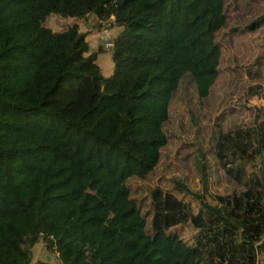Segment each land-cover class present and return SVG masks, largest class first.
<instances>
[{
    "label": "trees",
    "instance_id": "obj_1",
    "mask_svg": "<svg viewBox=\"0 0 264 264\" xmlns=\"http://www.w3.org/2000/svg\"><path fill=\"white\" fill-rule=\"evenodd\" d=\"M50 14L121 28L108 76L104 32L89 53ZM188 163L199 190L163 182ZM37 240L60 264H264V0H0V264Z\"/></svg>",
    "mask_w": 264,
    "mask_h": 264
},
{
    "label": "rangeland",
    "instance_id": "obj_2",
    "mask_svg": "<svg viewBox=\"0 0 264 264\" xmlns=\"http://www.w3.org/2000/svg\"><path fill=\"white\" fill-rule=\"evenodd\" d=\"M88 16H90L89 18H95L94 15H88ZM73 20H75V19L62 18V17H58L57 15L50 14L49 16H47L45 18L44 26L53 32H60V31L65 30L66 27L71 26L73 24ZM85 20H86V18H84V21ZM92 29L93 30L96 29L97 32L100 33V31L104 32V30H106L107 28H105V29L99 28L96 24V19H95V23L93 24ZM109 29H107V30H109V32L107 34L105 33V36H104L105 39H111L112 36L118 31L117 27H112ZM118 29H119V31L121 30V28H118ZM233 53H234L233 44H225L224 45V52H223V63L224 64H227V62L231 61V56L233 55ZM95 63L99 67L102 76L106 77L111 73L112 62L110 60V53L108 50H104V51L98 53L96 58H95ZM186 86L189 87V85H186L185 83H182L180 85V87L177 89L176 93L174 94V96L171 99L170 106H171V109L173 111H175L176 114L179 115V117H180L179 122L181 123V125L184 129L183 133L185 134V136L187 138H189L190 136L196 138L195 128L193 126H191V124L187 123V117L188 116H187L186 111H185ZM232 106L238 107V105H235L234 103H232ZM205 134H208V133H205ZM191 142L193 143L192 145L185 146V149H186L185 152H188L190 150H193V151L194 150H199V151L202 150V148L197 145V143H198L197 138H196V140L191 141ZM174 154H175V151L170 152V157L169 158H163L164 161H168V160L173 161L172 157L174 156ZM181 155H182V153L179 152L178 158L181 159V157H180ZM188 157H189V155L186 156V159H188ZM245 167L247 170L250 169V167L248 165H245ZM188 168H190L191 170L188 171ZM163 169H164V167L160 168V175L162 176L161 178L163 179V182H164V178L167 182L171 183L177 179H182L185 181V177H187V179H188L187 182L190 184V186L196 190H199V189H197V184H199L197 181L198 177L195 174V172L193 171V169L189 163L182 170L177 169L176 167L172 168L170 170H166V171H163ZM215 187L218 188L217 186H215ZM170 192L175 194L178 198L182 199L183 201L188 202L190 204V207H191L193 212L196 210L198 204H197L195 199L191 198L188 195L177 193L173 189H171ZM210 193L212 194V193H214V191H213V188L209 189V187H208L207 193L205 195V199L207 201H209L210 203H215V201L209 196ZM169 233H172V234L179 236L189 246L194 245V240H195V237L197 234L196 230L189 223H185V224H181L179 226H175V227L170 229ZM29 252H30V264H34L37 261L60 264L57 260V254L56 253L50 254V253L46 252L44 250L43 244L40 240H37L30 247ZM258 261H259V263H261L260 258H258Z\"/></svg>",
    "mask_w": 264,
    "mask_h": 264
},
{
    "label": "crops",
    "instance_id": "obj_3",
    "mask_svg": "<svg viewBox=\"0 0 264 264\" xmlns=\"http://www.w3.org/2000/svg\"><path fill=\"white\" fill-rule=\"evenodd\" d=\"M90 16L85 17L86 20L80 19V20H73V24H76L77 29L79 32H84L86 34L85 41L88 44L89 53L97 51L99 48V37H101V33L97 32V30H93V24L95 23V18H89ZM110 30V29H109ZM109 30H106V34L109 32ZM117 32L112 36L115 37L119 33V29L117 28ZM103 33V34H105ZM97 56V55H96Z\"/></svg>",
    "mask_w": 264,
    "mask_h": 264
},
{
    "label": "built area",
    "instance_id": "obj_4",
    "mask_svg": "<svg viewBox=\"0 0 264 264\" xmlns=\"http://www.w3.org/2000/svg\"><path fill=\"white\" fill-rule=\"evenodd\" d=\"M105 32H106V30H104V33ZM100 47H102L104 50H108L109 51V49L112 47V40L108 39L106 41H103Z\"/></svg>",
    "mask_w": 264,
    "mask_h": 264
},
{
    "label": "clouds",
    "instance_id": "obj_5",
    "mask_svg": "<svg viewBox=\"0 0 264 264\" xmlns=\"http://www.w3.org/2000/svg\"><path fill=\"white\" fill-rule=\"evenodd\" d=\"M107 30V29H106ZM111 40H112V38H111Z\"/></svg>",
    "mask_w": 264,
    "mask_h": 264
}]
</instances>
